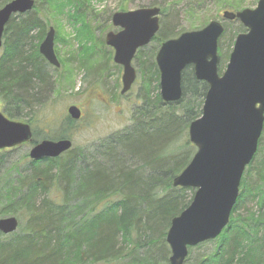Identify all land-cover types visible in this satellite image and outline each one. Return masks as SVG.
Wrapping results in <instances>:
<instances>
[{
  "label": "trees",
  "instance_id": "1",
  "mask_svg": "<svg viewBox=\"0 0 264 264\" xmlns=\"http://www.w3.org/2000/svg\"><path fill=\"white\" fill-rule=\"evenodd\" d=\"M9 1L0 0V8ZM56 1L34 0L33 10L13 16L2 36L0 109L12 121L29 117L32 146L40 140H70L75 124L67 117L45 134L36 130L33 115L34 108L43 105L54 90L50 67L38 52L49 29L48 11L53 8L61 13L73 7L72 0ZM195 6L189 5L187 13H197ZM69 12L65 17L70 20ZM167 26L161 22L151 42L156 47L147 53L142 48L135 55L141 84L129 126L103 140L92 155L71 149L54 160L29 162L15 179L6 174L0 177V218L14 216L19 222L14 234H0V264L168 263L170 249L165 239L171 220L189 206L194 195L193 189L173 188L172 181L195 153L188 128L201 116L208 87L195 79L192 68L188 73L185 69L181 100L163 104L156 93L155 56L162 43L175 37ZM86 27L83 22L74 29V39L81 38L80 43L84 34L89 36ZM90 43L104 47L103 40L93 38ZM93 53L79 61V68H86ZM73 60L66 62L71 65ZM261 145L262 137L256 155ZM250 168L245 169L243 192L232 213L251 194L245 184ZM255 169V177L264 183V161ZM258 205L259 210L264 206V193ZM215 242L211 252L194 257L190 264H264V211L257 217H231Z\"/></svg>",
  "mask_w": 264,
  "mask_h": 264
},
{
  "label": "water",
  "instance_id": "2",
  "mask_svg": "<svg viewBox=\"0 0 264 264\" xmlns=\"http://www.w3.org/2000/svg\"><path fill=\"white\" fill-rule=\"evenodd\" d=\"M34 5V0H11L0 8V49L10 19L31 12ZM159 15V8L149 7L111 17L112 27L119 30L108 32L104 43L113 50V63L122 68L121 96L136 81L133 59L158 33ZM222 19L239 21L246 32L236 36L221 75L217 70L218 41L224 28L217 21L165 41L155 56L163 104L181 100L182 73L188 67L195 79L208 87L201 116L188 128L195 153L172 181L173 188L193 189L194 195L189 206L171 220L165 239L170 249L167 264H184L189 248L215 240L228 226L241 179L256 155L264 129V0H259L253 10L225 11ZM54 37L50 27L38 52L57 69L60 63L54 53ZM67 115L76 122L81 111L70 106ZM31 137L29 125L7 119L0 110V151L31 143ZM71 148L70 140H44L32 146L28 158L31 162L52 160ZM18 224L13 216L0 219V234H13Z\"/></svg>",
  "mask_w": 264,
  "mask_h": 264
},
{
  "label": "rangeland",
  "instance_id": "3",
  "mask_svg": "<svg viewBox=\"0 0 264 264\" xmlns=\"http://www.w3.org/2000/svg\"><path fill=\"white\" fill-rule=\"evenodd\" d=\"M59 1H56V4ZM258 1L72 0L73 7H70L72 9L64 8L61 13L56 9L50 8L47 15L48 27L54 29L55 39L57 38L56 42L54 41V51L60 63V68L48 69L54 84V90L47 96L43 105L34 108L35 113L33 115L36 118V130H42L45 134H50L56 125L58 126L59 123L68 117L67 109L70 106H75L81 110L82 117L78 122H74L75 124L72 128V136L70 138L72 150H81L88 155H92L103 140L129 126L131 112L135 105L139 103L137 100L141 84L139 75L137 74L136 81L129 93L121 96L120 78L122 69L113 63L112 49L105 46V44L104 47H101L100 44L93 47L90 43L93 38L96 42L102 40L104 42L105 35L108 32L116 33L119 30L111 26V16L114 13L135 11L140 8L153 6L160 8L162 10L159 16L160 27L161 22L164 26L168 25L170 30L172 29L173 35H175L172 39L185 32L200 30L211 21L220 22L224 27V33L218 42L220 52L218 51L217 70L218 74L221 75L226 68L236 35L246 31L239 21L223 20L222 14L225 11L236 13L245 9L253 10ZM192 4L196 5L195 10L197 13H187L186 9ZM40 6L38 7L39 9ZM120 6H123V10H119ZM68 10H70L68 14L70 15V20L68 16L65 17V12ZM78 10L81 13L76 16ZM82 10L84 11L83 13ZM83 22L89 27V29L86 28L89 30L90 37L86 36L88 34H84L80 43L79 40L81 38L78 41L74 39V29L80 28ZM87 39L90 40L88 41ZM154 47H156L155 44L150 43L143 49V52L147 53ZM86 48L90 50L88 51ZM93 50V59L87 62L86 68H79V61L87 60V55ZM220 53L222 58H220ZM68 58L75 59L71 65L66 62ZM102 58L106 59L107 63L102 64ZM107 58L109 59L107 60ZM132 65L137 71L138 66L135 58ZM190 69L191 67H188L185 72L188 73ZM152 86H155V83ZM156 93H159V89ZM28 118L20 122L27 123ZM261 137V150L258 155H255L250 164L253 169L251 170L250 168L245 177V184L249 187L251 194L243 203L239 204L238 210L232 213L231 217L233 219L237 218V216L247 218L253 215L257 217L259 213L264 211V206L262 207L263 209L259 210L258 208V200L261 198V194L264 193V183L255 177L254 172L258 164L264 161V131ZM30 149L31 145L25 144L0 152V162L4 163L3 167L0 166V177L6 174L7 178L15 179L18 177L17 175L23 174L30 162L28 158ZM17 172H20V174ZM243 188L244 186L240 185V195L243 192ZM191 193V191H188L187 196H190ZM259 235L257 234L256 237H259ZM216 243L214 240L191 248L187 263L190 264L193 258L198 255L211 252Z\"/></svg>",
  "mask_w": 264,
  "mask_h": 264
},
{
  "label": "flooded vegetation",
  "instance_id": "4",
  "mask_svg": "<svg viewBox=\"0 0 264 264\" xmlns=\"http://www.w3.org/2000/svg\"><path fill=\"white\" fill-rule=\"evenodd\" d=\"M81 111V110H80ZM81 117H82V112H81ZM41 141H43V140H40L38 143H40Z\"/></svg>",
  "mask_w": 264,
  "mask_h": 264
}]
</instances>
